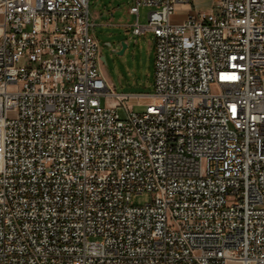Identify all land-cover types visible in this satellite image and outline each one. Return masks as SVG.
I'll list each match as a JSON object with an SVG mask.
<instances>
[{
	"label": "built area",
	"instance_id": "built-area-1",
	"mask_svg": "<svg viewBox=\"0 0 264 264\" xmlns=\"http://www.w3.org/2000/svg\"><path fill=\"white\" fill-rule=\"evenodd\" d=\"M89 4L0 0V264H264V0H135L152 93L109 83Z\"/></svg>",
	"mask_w": 264,
	"mask_h": 264
},
{
	"label": "rangeland",
	"instance_id": "rangeland-1",
	"mask_svg": "<svg viewBox=\"0 0 264 264\" xmlns=\"http://www.w3.org/2000/svg\"><path fill=\"white\" fill-rule=\"evenodd\" d=\"M135 0H90V10L95 16L94 33L101 45L104 74L119 93H137L154 91L155 81V48L153 34L147 32L141 35L133 33V24L137 15L129 12V7ZM213 0H191L197 9H209ZM139 22L148 21L150 7L142 5L139 9ZM184 15L180 8L173 17L178 19ZM123 42L126 43L124 47ZM147 98L137 101L135 96L128 103L135 111H143ZM117 111L124 116L122 106ZM132 203L142 205L151 200L149 192L134 193ZM237 264V263H231Z\"/></svg>",
	"mask_w": 264,
	"mask_h": 264
},
{
	"label": "trees",
	"instance_id": "trees-1",
	"mask_svg": "<svg viewBox=\"0 0 264 264\" xmlns=\"http://www.w3.org/2000/svg\"><path fill=\"white\" fill-rule=\"evenodd\" d=\"M146 92H149V91H140L139 93H146Z\"/></svg>",
	"mask_w": 264,
	"mask_h": 264
},
{
	"label": "water",
	"instance_id": "water-1",
	"mask_svg": "<svg viewBox=\"0 0 264 264\" xmlns=\"http://www.w3.org/2000/svg\"><path fill=\"white\" fill-rule=\"evenodd\" d=\"M123 45H124V47L126 46V43L125 42H123Z\"/></svg>",
	"mask_w": 264,
	"mask_h": 264
}]
</instances>
